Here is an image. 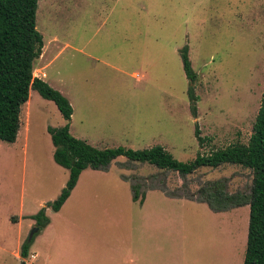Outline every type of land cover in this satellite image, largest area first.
<instances>
[{
	"label": "rangeland",
	"instance_id": "374dc122",
	"mask_svg": "<svg viewBox=\"0 0 264 264\" xmlns=\"http://www.w3.org/2000/svg\"><path fill=\"white\" fill-rule=\"evenodd\" d=\"M44 5L38 2L36 29L45 41L58 40L43 59L34 61L33 69L45 66L47 81L70 100L72 136L97 149L159 145L181 162L194 160L198 153L248 144L264 86V0H71L60 15L41 12ZM65 6L62 3L60 10ZM185 47L196 73L195 119L180 57ZM21 115L18 138L20 144L28 137L26 161L22 151L6 154L1 146L6 144L0 142V264L21 263V245L35 228H28L27 221L11 225L19 212L34 214L38 201L47 204L61 193L51 199L57 184L47 128L62 127L64 119L34 90ZM194 123L206 138L202 147L194 137ZM110 165L126 170V178L163 173L161 180L170 192L186 191L175 172L131 163L125 157ZM55 166L59 171L54 182L64 175L66 184L68 172ZM116 173L111 169L110 177ZM222 179L227 181V193L250 194L252 171L229 164L201 168L185 177L184 186L194 193L207 182ZM164 215L170 245L164 254H154V264H243L248 205L213 212L205 203L169 197ZM40 232L30 248L37 249L34 241ZM87 232L94 234L96 229ZM100 232L107 238L112 233L108 228ZM176 232L179 248L174 246ZM111 247L112 242L105 241L104 257Z\"/></svg>",
	"mask_w": 264,
	"mask_h": 264
},
{
	"label": "trees",
	"instance_id": "16d2710c",
	"mask_svg": "<svg viewBox=\"0 0 264 264\" xmlns=\"http://www.w3.org/2000/svg\"><path fill=\"white\" fill-rule=\"evenodd\" d=\"M39 0H0V141L14 143L20 129V112L28 101L31 90L45 100L53 102L65 121L60 128H47L54 147V162L68 171V180L56 200L44 205L31 217L39 233L49 219L46 209L57 212L75 187L79 175L87 168L107 170L118 157H125L131 163L148 164L159 170L175 172L185 181V177L201 168L216 169L222 165H236L253 173L250 194L226 191L225 179L207 182L192 193L183 188L182 195L170 192L163 173L147 178H126L130 182L132 199L142 203L148 190H159L172 198H186L205 203L213 212H223L232 208L249 206V221L246 250L243 264H264V86L261 103L255 118L252 134L247 145H232L216 150L208 155L198 153L194 160L181 162L163 147L157 145L146 149L125 147L97 149L85 141L74 138L69 133L72 107L69 101L46 82L34 77L33 64L43 48V39L36 29V10ZM181 63L189 83L187 95L189 110L193 119L197 116L194 94L196 73L191 67L187 48L180 51ZM27 104V103H26ZM194 137L199 147L205 144L197 123H194ZM31 242L21 245L20 264H25Z\"/></svg>",
	"mask_w": 264,
	"mask_h": 264
},
{
	"label": "crops",
	"instance_id": "0c3cea01",
	"mask_svg": "<svg viewBox=\"0 0 264 264\" xmlns=\"http://www.w3.org/2000/svg\"><path fill=\"white\" fill-rule=\"evenodd\" d=\"M42 1L45 5L40 10L41 12L46 10L58 11V13L60 12L59 15L62 11L69 9L71 4V0H39L38 2ZM62 3H65L66 6L60 10ZM41 36L43 48L41 55L36 60L43 59L58 40L52 37L45 41L42 33ZM44 70L45 66L41 69H33V75H36L37 78L52 87L46 79V74L43 73ZM36 72L38 73L36 74ZM54 90L60 91L61 95L65 98L67 97L59 88ZM68 101L71 103L70 100ZM26 103L23 105L24 107H27ZM22 126L23 117L20 112V129ZM69 133L72 135L71 120L69 122ZM18 134L14 143L0 141L6 144V146H1L8 155L11 152L15 154L16 151H22L23 161H26L29 148L28 137L25 136L24 140L19 144ZM53 152L54 147L52 145L50 147L49 161L54 173L53 184H57L54 195L51 197L52 200L65 186L64 175L61 181L57 179L54 182L55 174L59 170L55 166L57 164L53 160ZM35 168L36 163L34 162V171ZM111 169L117 172L114 177H110ZM125 172L126 170L115 168L113 165H110L106 171L90 170V168L82 171L75 187L61 208L57 212L52 211L50 208L46 209V216L49 222L34 241V245L35 242L38 243L37 249L33 245L29 249V257L25 260V264H154V254H164L168 251L170 245L168 220L164 215V204L168 203L169 197L159 190H148L142 203L134 201L130 183L123 179V177H127ZM151 195H155L157 198L151 200ZM24 196L25 193L23 191L22 197ZM173 199L188 201L186 198ZM45 201H38L33 213L37 210L39 211L46 204ZM23 207L21 203V208ZM36 213L26 215L23 212H19L21 215L16 224L11 225L19 227L24 221H27L28 228H33L35 222L29 216H33ZM92 227L96 229L94 234L87 232ZM105 228L112 231L109 238L105 236V232H100L101 229ZM76 233L79 234L76 235ZM81 234L83 236V249L80 247ZM22 240V238L19 240L18 245ZM174 240V246L179 248L181 244L179 232L175 233ZM105 241H111L113 244L107 257H104L101 253V247L104 246Z\"/></svg>",
	"mask_w": 264,
	"mask_h": 264
},
{
	"label": "water",
	"instance_id": "95a60500",
	"mask_svg": "<svg viewBox=\"0 0 264 264\" xmlns=\"http://www.w3.org/2000/svg\"><path fill=\"white\" fill-rule=\"evenodd\" d=\"M38 232V228H33V230L30 232L29 236H28V239H27V242H31L33 236Z\"/></svg>",
	"mask_w": 264,
	"mask_h": 264
}]
</instances>
